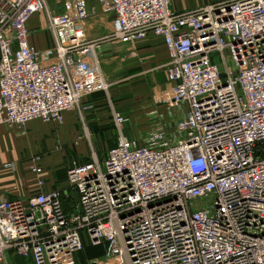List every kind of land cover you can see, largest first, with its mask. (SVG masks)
<instances>
[{
    "label": "built area",
    "instance_id": "2783aa9c",
    "mask_svg": "<svg viewBox=\"0 0 264 264\" xmlns=\"http://www.w3.org/2000/svg\"><path fill=\"white\" fill-rule=\"evenodd\" d=\"M98 9L110 28L91 38ZM39 12L53 41L43 50L28 28ZM148 36L168 60L146 136L120 135L102 161L68 168L70 212L58 189L1 200L0 263L12 252L75 264L90 244L104 253L88 264H264V0L181 12L171 0H66L60 13L46 0H0V126L61 124L87 109L108 86L97 51Z\"/></svg>",
    "mask_w": 264,
    "mask_h": 264
},
{
    "label": "crops",
    "instance_id": "0c3cea01",
    "mask_svg": "<svg viewBox=\"0 0 264 264\" xmlns=\"http://www.w3.org/2000/svg\"><path fill=\"white\" fill-rule=\"evenodd\" d=\"M46 1L52 11L57 13L63 11L65 0ZM219 1L223 0H171V8L176 12H181ZM87 27L88 36L97 37L109 31L110 18L101 14L98 9V14L88 20ZM28 28L31 45L39 50L52 45V37L47 30V19L43 12L30 18ZM126 54L129 56L126 57ZM97 57L100 62L101 74L108 83L109 80L114 83L118 80L125 81L119 86L111 85L110 89L108 86L107 90L109 91L107 92H111V94L112 92L113 94L122 92L124 95L114 98L112 95H106L103 91H97L84 99L83 105L87 106V109L79 112H65L63 122L61 124L55 122L58 127L54 135L59 143L57 144L59 148L69 141L77 139L79 152L84 153L87 152V149H92L87 141H84L80 136L78 117L82 120L86 119L94 136L99 134L98 132L106 133L109 139L113 136L115 145L120 135L142 141L144 136L138 137V130L144 133L145 130L148 132L155 120V117L152 118L148 115V112L154 108L151 95L165 85L164 66L168 60V54L161 38L148 36L133 43L121 41L111 43L108 49L98 50ZM114 62L117 63L116 66ZM108 63L113 68L110 71H104L102 65ZM114 73H118L117 76H114ZM127 81L128 83H126ZM147 91H150L148 95H146ZM114 104L116 108L120 109V114L126 118V121L121 125L115 123ZM50 126L47 122L37 119L27 122L21 130L7 125L0 126V201L25 199L39 192L58 189L62 192L63 204L66 207L75 206L73 188L67 182L66 173L59 174L62 169V166H58L59 162H62L61 154L59 151H52L56 142L48 130ZM106 155L107 153L99 161H102ZM90 158L91 160L97 159L95 153H92ZM36 163L42 166L40 174H35L31 170V166ZM78 164L82 163L67 166L65 170ZM39 180L43 182L41 186L38 184ZM85 246L89 248L87 251H97L94 258L100 257L104 253L103 245L90 246V244H86ZM78 253L74 255V261L76 256L79 264L85 263L86 253ZM7 257H9L8 264H33L30 257H18L12 252L7 253Z\"/></svg>",
    "mask_w": 264,
    "mask_h": 264
},
{
    "label": "rangeland",
    "instance_id": "374dc122",
    "mask_svg": "<svg viewBox=\"0 0 264 264\" xmlns=\"http://www.w3.org/2000/svg\"><path fill=\"white\" fill-rule=\"evenodd\" d=\"M63 8H65V4H64ZM63 11H64V9H63ZM53 12H55V11L53 10ZM58 13H60V12H58ZM125 56L127 57L129 55L126 54ZM126 60H127V58H126ZM116 62H118V61H116ZM116 64L117 63H115L114 65L116 66ZM112 68L113 67H111L110 63H108L107 65H104V64L102 65V69L104 71H110ZM116 72H118V69H116ZM117 74L118 73H114V76H117ZM108 79H110V78H108ZM123 82H125V81L124 80H118L117 82L114 83L113 81L111 82L109 80V83L107 85L109 86V89H110L111 85L119 86V85H122ZM126 83H128V81ZM131 85H133V84L131 83ZM108 86H107V88H108ZM107 91H109V90L106 89L103 92L106 95H112L114 98H119L120 96L124 95V93L122 94V92H116L115 94H113V92H112V94H111V92H107ZM149 93H150V91H147L146 95H148ZM113 109H114L115 113H119L120 114V111H119L120 109L116 108L115 104H114ZM72 112H74V111H72ZM78 119H79V123H78L79 125L78 126H79V129L81 131L80 136L84 139V141H87L89 147L92 148L91 150L87 149V152L85 151L84 153H81V152H79L77 150V144H78V140L77 139H75L73 141H69L66 145H62V147H61L62 149L57 147V144H59V143L57 142V138H55L54 133H55V130L58 127V125L55 122H53V121H48V120L40 119V118L37 119L39 121L47 122L48 124H50L52 126V127L50 126L49 129H48L50 131L51 137L56 142V146H55V143H54V147L52 148V151L53 152L54 151H59V153L61 154L60 158L62 160V162L61 163L59 162V165H58V166H62V169H60L59 174L60 173H66L65 169H66L67 166H71L72 164H77V163H84V162L86 163V161H90L91 160L90 157H91L92 153H95L97 159L100 160L102 157H104L105 153H107V149H111L115 145L114 144L115 141L112 138L113 136H111L112 139L111 138L109 139L106 136V133H103V132H98L99 134H96L94 136V134L91 132L90 124L86 123V119L84 118L82 120L79 117H78ZM146 131L147 130H145V133H144V132H141V131L138 130V137H142V135L146 136V133H147ZM104 142H106V143H104ZM87 148H88V146H87ZM88 249H89L88 247L84 246L83 249L81 251H79V253H78V254H80L82 252L86 253L85 263H83V264H88L89 260L93 259L95 257V255H97L96 254L97 251H95V252L87 251ZM18 257H20V256H18ZM76 258L77 257L75 256V263L79 264L78 260ZM8 259H9V257H7L6 260H4V262H2L0 264H8Z\"/></svg>",
    "mask_w": 264,
    "mask_h": 264
},
{
    "label": "water",
    "instance_id": "95a60500",
    "mask_svg": "<svg viewBox=\"0 0 264 264\" xmlns=\"http://www.w3.org/2000/svg\"><path fill=\"white\" fill-rule=\"evenodd\" d=\"M110 47V44H105L101 47V49L106 50ZM73 196L75 198V201L78 202V193L77 190L75 188H73Z\"/></svg>",
    "mask_w": 264,
    "mask_h": 264
},
{
    "label": "trees",
    "instance_id": "16d2710c",
    "mask_svg": "<svg viewBox=\"0 0 264 264\" xmlns=\"http://www.w3.org/2000/svg\"><path fill=\"white\" fill-rule=\"evenodd\" d=\"M64 205V204H63ZM64 207H65V209H66V211H68V212H70V210L72 209V207H66L65 205H64ZM91 246V245H90Z\"/></svg>",
    "mask_w": 264,
    "mask_h": 264
}]
</instances>
